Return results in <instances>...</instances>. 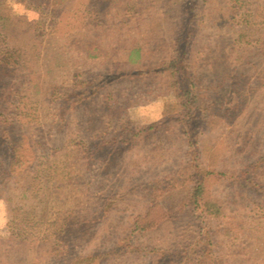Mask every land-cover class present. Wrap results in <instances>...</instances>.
<instances>
[{
    "label": "trees",
    "instance_id": "1",
    "mask_svg": "<svg viewBox=\"0 0 264 264\" xmlns=\"http://www.w3.org/2000/svg\"><path fill=\"white\" fill-rule=\"evenodd\" d=\"M257 1L20 0L27 8L40 13L39 21L28 23L24 18L13 17L0 0V178L27 174L36 163V150L40 144L32 145L30 139L19 138L13 133L15 130L10 131V126L13 121L26 116L20 104L27 99L21 92L24 86L34 84L26 71L42 54L41 41L53 38L75 44L73 41L82 34H102L111 26L130 28L133 22L137 24L136 28L144 24L154 44L164 41L160 46L162 62L146 64L142 48L130 49L126 62L113 64L106 73L85 82L83 90L71 96L66 93L60 100L63 132L70 130L69 119L73 113L89 110L99 103L109 112L116 109L115 114L121 117L156 101L171 99L174 102L179 115L170 116V113L152 126L126 123L120 130L115 128L111 136L103 134L94 139L91 146L71 141L88 167L98 164L99 153L108 152L103 166L115 168L122 154L133 150L136 141L169 125L176 126L180 138L185 142L193 141L188 144L197 148L200 136L211 122L213 109L200 89L199 72L206 66L209 72L216 74L225 70L222 77L229 82L236 78V72L241 76L240 70H247L241 77H245L252 95L264 91V65L258 64L259 57L264 56V4L258 5ZM210 25L218 32L227 31V38L205 33ZM26 29L33 36L32 40L19 41V34L23 39ZM130 30V37L135 36L136 33ZM160 30L165 33L160 34ZM204 41L225 42L209 51L204 48ZM89 58L99 56L89 55ZM250 61L254 62V65L250 63L254 74L248 69ZM155 85L157 90H151ZM241 94L239 91L236 96L238 102ZM233 107L235 109L230 111L236 112V106ZM260 111L264 112V108ZM243 112L241 116L245 117L247 113ZM261 128L243 132V126H236L238 153L247 158V163L240 169L228 172L206 170L196 161H189L190 168L184 172L149 185L136 186L107 199L92 218L83 222L61 223L60 219L55 224L51 222L46 227L41 249L53 264H129L139 261L143 264H231L225 260L223 248L227 244L237 247L242 241L225 224L226 220H231L226 203L210 195V184L211 181L224 182L244 196H251L254 213L260 212L258 197H264V151L258 150L262 145ZM193 156L199 158L197 152ZM131 201L135 205L127 211L128 216L124 220L113 219L119 207ZM26 214L29 211H12L14 218L8 227L12 237L22 242L41 233V227L30 222ZM181 217L188 218L189 222L179 236V245L167 250L152 249L146 244L148 237ZM256 225L262 226L259 221ZM103 230L114 239L113 242L98 245L103 249H91Z\"/></svg>",
    "mask_w": 264,
    "mask_h": 264
},
{
    "label": "rangeland",
    "instance_id": "2",
    "mask_svg": "<svg viewBox=\"0 0 264 264\" xmlns=\"http://www.w3.org/2000/svg\"><path fill=\"white\" fill-rule=\"evenodd\" d=\"M1 1L9 10L6 0ZM257 3L264 4V0ZM135 26L137 24L133 22L130 27V31L136 33L133 37L129 35V27L111 26L102 34H82L73 41L75 44L53 38L41 41L42 54L31 62L28 72L26 71L34 84L24 86L21 92L27 99L23 101V105L20 104L26 116L13 121L10 126V131L15 130L13 133L19 138L30 139L32 145L40 144L36 150V163L27 174L0 178V199L7 203L9 224L14 218L12 211L26 210L29 211L26 217L41 227V233L36 234L34 239L29 236L23 242L18 241L10 234L8 224L7 229L0 232V264H53L44 249H41L48 224H55L59 222L58 219L64 223L83 222L92 218L107 199L126 193L136 186L149 185L184 172L190 168L189 161H196L198 166L206 170L228 172L240 169L247 163V158L238 153L235 141L238 137L235 132L237 125L243 126V132L262 126L259 131L262 145L258 150L264 151V112L260 111L264 108V91L252 95L245 77H241L247 70H240L243 73L241 76L236 72V78L229 82L223 80L225 70H217L219 73L216 74L209 72V67L206 66L199 72L200 89L209 98L213 109L209 118L211 122L200 136L197 148L190 147L189 144L193 141L185 142L180 138L178 128L169 125L160 132L149 133V137L144 135L143 140L136 141L133 150H126L115 168L103 166L107 162L108 152L99 153L98 164L88 167L76 148L70 144L71 141L91 146L94 139L103 134L105 137L111 136L115 128L120 130L126 123L140 127L152 126L170 113V116L179 115V110L175 111V104L171 99L156 101L143 108L148 109L159 103L162 106L159 119H154L152 112L139 115L137 110L118 117L116 109L109 112L107 107L99 103L89 110L73 113L69 119L70 130L62 131L60 100L63 95L67 93L71 96L72 93L83 90L82 85L90 81V78L106 73L113 64L126 62L130 49L142 48V56L147 58L144 61L146 64L155 65L163 61L160 46L164 41L154 44L144 24L138 25V28ZM210 27L205 33L213 36L220 34L227 38V31L218 32L216 27ZM26 31L23 39L17 33L19 41L32 40L33 36L28 33V29ZM159 33L164 34L165 31L160 30ZM224 42L204 41V48L210 51ZM89 55L99 58H89ZM259 59L258 64L263 66L264 56ZM250 63L254 65V62L250 61L248 65L249 72L254 74L252 71L255 70ZM245 68L247 69L246 66ZM155 87L157 86H151V90L155 91ZM239 91H242L243 96L238 102L236 96ZM233 106H236V112L230 111L235 109ZM243 111L247 113L245 117L241 116ZM194 152L199 154V158L192 157ZM210 195L226 203L231 220H226L225 224L242 241L237 247L227 244L223 248L225 260L231 264H264V197H258L262 209L254 213L255 208L250 202L252 197L244 196L224 182L211 181ZM133 203L122 204L113 214V219L124 220L128 216L127 211L135 205ZM258 221L262 226L256 225ZM188 222L186 217L169 222L148 237L146 244L152 249H173L181 242L179 236L185 231ZM107 233L103 230L101 238L95 240L91 249H103L104 247L99 246L109 241L112 243L114 239Z\"/></svg>",
    "mask_w": 264,
    "mask_h": 264
},
{
    "label": "clouds",
    "instance_id": "3",
    "mask_svg": "<svg viewBox=\"0 0 264 264\" xmlns=\"http://www.w3.org/2000/svg\"><path fill=\"white\" fill-rule=\"evenodd\" d=\"M7 7L9 8L13 17L24 18L28 23L37 22L40 19V13L35 9L27 8L20 0H6ZM146 112L154 113L153 118L159 119L162 112V106L158 103L150 106L148 109H138L139 115H144ZM9 224L8 206L5 200L0 199V232L7 229Z\"/></svg>",
    "mask_w": 264,
    "mask_h": 264
}]
</instances>
